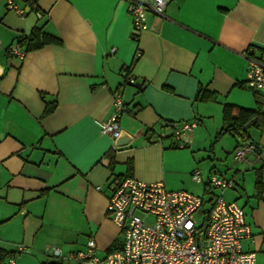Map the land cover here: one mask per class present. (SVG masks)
<instances>
[{"label": "crops", "instance_id": "0c3cea01", "mask_svg": "<svg viewBox=\"0 0 264 264\" xmlns=\"http://www.w3.org/2000/svg\"><path fill=\"white\" fill-rule=\"evenodd\" d=\"M12 1L24 15L0 0V250L14 253L5 263L58 264L52 249L82 251L90 238L105 259L122 246L106 211L116 181L209 200L214 173L234 177L222 197L250 227L242 251L264 264V91L246 86L244 56L264 58V0H165V19L148 14L137 41L126 0ZM35 29L53 41L12 56ZM116 95L122 146L99 127ZM225 107L254 113L243 135L218 137ZM191 121L180 148L174 126ZM245 143L261 150L249 165L231 158Z\"/></svg>", "mask_w": 264, "mask_h": 264}, {"label": "built area", "instance_id": "2783aa9c", "mask_svg": "<svg viewBox=\"0 0 264 264\" xmlns=\"http://www.w3.org/2000/svg\"><path fill=\"white\" fill-rule=\"evenodd\" d=\"M126 1L135 41L148 29V14L165 19V0ZM5 3L8 10L24 15V10L12 0H5ZM9 51L15 57L24 55L17 46ZM115 52L114 48L110 50V54ZM244 56L247 60L246 86L256 93L263 92L264 61L249 51ZM129 82L134 83L132 79ZM123 106L121 97L114 96V113L99 124L100 132L113 140L121 133L118 120ZM196 124L191 121L174 126L172 138L178 147L186 146L185 136ZM260 152L257 145L245 143L232 151L231 158L236 163L249 165L248 157L252 155L259 159ZM192 180L201 182L199 170L194 171ZM208 183L217 194L206 208L203 197L185 191H168L160 182L122 178L112 185V195L106 207L109 218L121 231L120 250L101 259L96 255L94 240L90 238L82 251L62 255L58 249H52L50 254L61 264H256L255 253L241 249V242L251 237L243 210L235 203L225 202L222 197L225 189L236 184L234 177L225 179L212 173Z\"/></svg>", "mask_w": 264, "mask_h": 264}, {"label": "trees", "instance_id": "16d2710c", "mask_svg": "<svg viewBox=\"0 0 264 264\" xmlns=\"http://www.w3.org/2000/svg\"><path fill=\"white\" fill-rule=\"evenodd\" d=\"M53 39L49 36H46L41 33L39 29H35L32 31L29 37L23 38L18 42L17 46L20 48H24L26 52L39 49L44 45L51 43ZM203 90H199L197 98L201 101H205ZM256 93V92H255ZM262 99L259 97L257 100L258 108H260ZM254 113L239 110L235 114L230 113V108L225 107L223 111V123L224 127L218 134V137L227 135V134H239L243 135L245 129L244 126L252 119ZM211 202V198L206 200V205ZM14 253L6 252L0 250V264H6L5 261L11 257H13ZM61 264V263H58Z\"/></svg>", "mask_w": 264, "mask_h": 264}, {"label": "water", "instance_id": "95a60500", "mask_svg": "<svg viewBox=\"0 0 264 264\" xmlns=\"http://www.w3.org/2000/svg\"><path fill=\"white\" fill-rule=\"evenodd\" d=\"M159 21H160V19L158 20V22ZM263 60H264V58H263ZM130 84H132L136 88H140V86H141L139 83H130ZM253 122L254 121H252V123ZM252 123H248L245 128L250 127L252 125ZM121 137L122 136H121V133H120L119 137L117 139H115V145L116 146H122V145H124L126 143V141H122V138Z\"/></svg>", "mask_w": 264, "mask_h": 264}]
</instances>
